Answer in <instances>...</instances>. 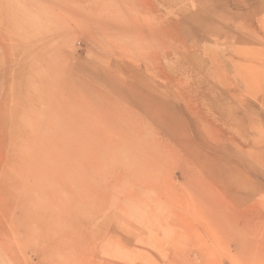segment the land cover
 Wrapping results in <instances>:
<instances>
[{
	"label": "rangeland",
	"instance_id": "rangeland-1",
	"mask_svg": "<svg viewBox=\"0 0 264 264\" xmlns=\"http://www.w3.org/2000/svg\"><path fill=\"white\" fill-rule=\"evenodd\" d=\"M0 264H264V0H0Z\"/></svg>",
	"mask_w": 264,
	"mask_h": 264
},
{
	"label": "bare ground",
	"instance_id": "bare-ground-1",
	"mask_svg": "<svg viewBox=\"0 0 264 264\" xmlns=\"http://www.w3.org/2000/svg\"><path fill=\"white\" fill-rule=\"evenodd\" d=\"M123 22V21H122ZM18 24H19V31H20V33L22 34L23 32L24 33H29V27L31 26L30 24L28 25V24H26V23H24V22H21V21H18ZM124 24V23H123ZM10 26V25H9ZM33 27V26H32ZM110 33V32H109ZM118 33V32H117ZM116 33V35H115V39L117 40V42L118 41H122L123 39H124V33H120V34H117ZM129 33V32H128ZM131 33L133 34V32L131 31ZM131 33H129V34H131ZM137 33V32H136ZM127 34V33H126ZM138 34V33H137ZM15 36V35H14ZM23 36V35H22ZM132 36V35H131ZM133 36H135V33H134V35ZM16 37H18V40H20V38H19V34L18 35H16ZM136 37V36H135ZM131 38V37H130ZM113 39V38H112ZM114 39V40H115ZM134 43V42H133ZM128 45V44H127ZM21 47V45L19 44V46L17 47V49L18 48H20ZM136 47V46H135ZM123 48V47H122ZM125 48V47H124ZM125 50V49H124ZM132 50V49H131ZM121 51V50H120ZM122 52H124V51H122ZM133 55V54H132ZM210 176V175H209ZM35 218V217H34Z\"/></svg>",
	"mask_w": 264,
	"mask_h": 264
}]
</instances>
